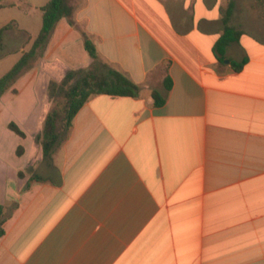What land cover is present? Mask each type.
<instances>
[{"label": "crops", "instance_id": "crops-1", "mask_svg": "<svg viewBox=\"0 0 264 264\" xmlns=\"http://www.w3.org/2000/svg\"><path fill=\"white\" fill-rule=\"evenodd\" d=\"M246 2L79 0L0 98V264H264V0ZM225 27L242 34L217 50ZM20 30L5 56L31 48ZM83 32L139 97L92 96L46 159L48 86L93 64Z\"/></svg>", "mask_w": 264, "mask_h": 264}, {"label": "trees", "instance_id": "trees-1", "mask_svg": "<svg viewBox=\"0 0 264 264\" xmlns=\"http://www.w3.org/2000/svg\"><path fill=\"white\" fill-rule=\"evenodd\" d=\"M77 5L78 2L75 0H50L41 8L43 28L33 41L31 48L25 51L13 68L0 79V98L12 88L22 75L44 57L57 24L62 19L66 18L71 25L76 26ZM5 7L3 0H0V9ZM17 28V23L13 21L0 30V57L5 55L3 47L6 32ZM241 34V31L225 27L217 50L223 49ZM83 37L93 64L87 69L69 71L61 82L51 81L48 86L50 100L55 99L57 95H63L65 104L63 110L53 109L48 113L43 131L37 137L46 159L51 157L54 149L62 140L63 133L67 136L76 115L92 96L139 97L140 87L100 57L96 44L86 32H83ZM30 41L31 38L28 39L27 44ZM172 85V79L167 77L165 80L166 89L170 91ZM153 98L156 106L160 107L166 103V97L158 91H153ZM9 128L20 137H26V134L16 124L11 123ZM18 154H23V148H19ZM3 217L4 208L0 203V237L4 235Z\"/></svg>", "mask_w": 264, "mask_h": 264}, {"label": "rangeland", "instance_id": "rangeland-1", "mask_svg": "<svg viewBox=\"0 0 264 264\" xmlns=\"http://www.w3.org/2000/svg\"><path fill=\"white\" fill-rule=\"evenodd\" d=\"M75 1L79 2V0ZM247 1L249 2L244 3V5H247L248 8L250 7V9L255 10L256 12H252L254 15H257L258 12H261L260 3H257L256 0ZM20 5L22 7L21 9L7 8L0 11V30L7 24L15 21L20 26V29H25L37 37L43 28L42 11L40 9H33L29 2H22ZM20 29L19 27L17 28L19 34H16L19 39H21L22 37L24 38V36H22V34L20 33ZM18 60V57L15 55H3L2 57H0V79L13 68ZM51 104V110H63L65 97L63 95H57L55 99L51 100ZM62 137H65L64 133Z\"/></svg>", "mask_w": 264, "mask_h": 264}]
</instances>
